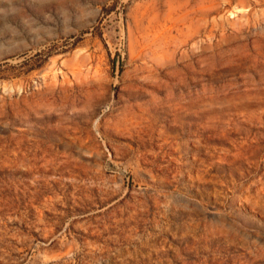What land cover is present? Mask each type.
<instances>
[{"label": "rangeland", "instance_id": "obj_1", "mask_svg": "<svg viewBox=\"0 0 264 264\" xmlns=\"http://www.w3.org/2000/svg\"><path fill=\"white\" fill-rule=\"evenodd\" d=\"M0 264H264V0H0Z\"/></svg>", "mask_w": 264, "mask_h": 264}]
</instances>
